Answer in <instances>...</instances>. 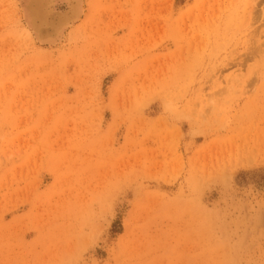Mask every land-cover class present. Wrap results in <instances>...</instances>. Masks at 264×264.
Returning <instances> with one entry per match:
<instances>
[{
  "label": "rangeland",
  "instance_id": "rangeland-1",
  "mask_svg": "<svg viewBox=\"0 0 264 264\" xmlns=\"http://www.w3.org/2000/svg\"><path fill=\"white\" fill-rule=\"evenodd\" d=\"M0 264H264V0H0Z\"/></svg>",
  "mask_w": 264,
  "mask_h": 264
},
{
  "label": "bare ground",
  "instance_id": "bare-ground-1",
  "mask_svg": "<svg viewBox=\"0 0 264 264\" xmlns=\"http://www.w3.org/2000/svg\"><path fill=\"white\" fill-rule=\"evenodd\" d=\"M33 7V6H32ZM36 10V9H35ZM35 15H37V16H39V15H41V14H39V11L38 10H36L35 12ZM52 13V12H51ZM53 15V14H52ZM48 18H50V17H48ZM52 18V17H51ZM57 23V22H56ZM65 24V23H64ZM52 26V25H51ZM50 28V27H49ZM44 32V31H43ZM42 33V32H41Z\"/></svg>",
  "mask_w": 264,
  "mask_h": 264
}]
</instances>
